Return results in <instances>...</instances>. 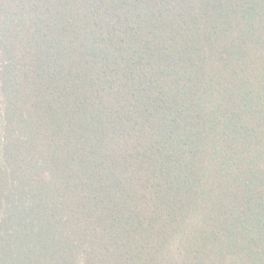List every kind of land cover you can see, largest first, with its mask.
Segmentation results:
<instances>
[{
	"label": "trees",
	"instance_id": "obj_1",
	"mask_svg": "<svg viewBox=\"0 0 264 264\" xmlns=\"http://www.w3.org/2000/svg\"><path fill=\"white\" fill-rule=\"evenodd\" d=\"M0 264H264V0H0Z\"/></svg>",
	"mask_w": 264,
	"mask_h": 264
}]
</instances>
